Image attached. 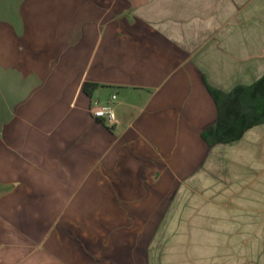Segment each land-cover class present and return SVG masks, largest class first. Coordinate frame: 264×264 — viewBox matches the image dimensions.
<instances>
[{
  "label": "crops",
  "instance_id": "1",
  "mask_svg": "<svg viewBox=\"0 0 264 264\" xmlns=\"http://www.w3.org/2000/svg\"><path fill=\"white\" fill-rule=\"evenodd\" d=\"M193 3L0 0V264H131L129 212L147 222L158 206H124L126 150L202 141L209 164L214 149L264 127L212 148L203 140L217 120L207 85L229 93L264 67L253 30H235L229 50L228 29ZM112 95L108 126L90 107ZM108 191L120 198L101 205Z\"/></svg>",
  "mask_w": 264,
  "mask_h": 264
},
{
  "label": "rangeland",
  "instance_id": "2",
  "mask_svg": "<svg viewBox=\"0 0 264 264\" xmlns=\"http://www.w3.org/2000/svg\"><path fill=\"white\" fill-rule=\"evenodd\" d=\"M192 1L194 15L211 16L218 28L228 29L229 50L236 45L235 30H253L264 67V0ZM263 139L260 127L241 142L214 149L209 164L202 141L194 148H156L154 143L126 150L132 173L117 186L129 191L124 206L139 209V201L158 206L147 222L129 212L131 264H264ZM153 166L161 177L146 180L143 172ZM205 168L208 173L187 180ZM109 191L101 192V205L111 198L118 202L120 197Z\"/></svg>",
  "mask_w": 264,
  "mask_h": 264
},
{
  "label": "trees",
  "instance_id": "3",
  "mask_svg": "<svg viewBox=\"0 0 264 264\" xmlns=\"http://www.w3.org/2000/svg\"><path fill=\"white\" fill-rule=\"evenodd\" d=\"M217 107V120L201 136L212 148L240 140L248 130L264 124V75L248 87L224 93L207 85Z\"/></svg>",
  "mask_w": 264,
  "mask_h": 264
},
{
  "label": "built area",
  "instance_id": "4",
  "mask_svg": "<svg viewBox=\"0 0 264 264\" xmlns=\"http://www.w3.org/2000/svg\"><path fill=\"white\" fill-rule=\"evenodd\" d=\"M116 101V96L112 97L106 101L101 102L99 100H93L90 107V113L92 117L111 126L115 123V113H114V103Z\"/></svg>",
  "mask_w": 264,
  "mask_h": 264
}]
</instances>
